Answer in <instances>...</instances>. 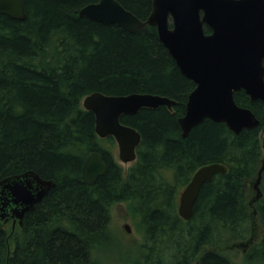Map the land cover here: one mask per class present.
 <instances>
[{
  "label": "trees",
  "instance_id": "obj_1",
  "mask_svg": "<svg viewBox=\"0 0 264 264\" xmlns=\"http://www.w3.org/2000/svg\"><path fill=\"white\" fill-rule=\"evenodd\" d=\"M22 1L23 20L0 13V179L32 170L55 184L21 225H2L0 264H103L96 253L114 236L116 202L138 216L143 252L132 264H236L223 252L235 240L247 247L246 261L264 264V168L253 200L264 159V101L234 92L235 102L259 119L253 129L234 134L206 118L182 137L177 118L194 82L155 26L130 32L79 15L97 0ZM117 1L141 19L150 12L151 0ZM93 91L174 100L171 108L120 116L141 136L126 168L114 159V139L97 136L93 112L81 105ZM91 151L102 155L106 170L89 185L81 170ZM211 162L227 171L201 185L193 215L184 220L177 194L195 169Z\"/></svg>",
  "mask_w": 264,
  "mask_h": 264
},
{
  "label": "water",
  "instance_id": "obj_2",
  "mask_svg": "<svg viewBox=\"0 0 264 264\" xmlns=\"http://www.w3.org/2000/svg\"><path fill=\"white\" fill-rule=\"evenodd\" d=\"M0 13L23 20L24 3L0 0ZM79 15L113 23L130 32L155 26L159 40L180 72L194 82L184 113L177 118L182 137L206 118L223 122L234 134L258 124L259 119L250 108L235 102L234 92L243 90L250 101H264V0H151L145 19L117 0H97L83 5ZM204 25L209 32H205ZM173 104L174 100L167 96L140 92L113 95L93 91L81 101L82 107L94 114L97 136H112L115 140L122 163L135 160L141 136L134 127L121 123L120 116L143 107L171 108ZM263 168L264 159L253 182V200L260 196L258 185ZM105 170L102 155L91 151L81 176L92 185ZM226 171L220 162L195 169L179 194V217L189 220L201 185ZM54 184L52 179H43L32 170L0 179V230L10 219L21 225L24 214L32 211ZM124 228L129 230L127 225Z\"/></svg>",
  "mask_w": 264,
  "mask_h": 264
},
{
  "label": "rangeland",
  "instance_id": "obj_3",
  "mask_svg": "<svg viewBox=\"0 0 264 264\" xmlns=\"http://www.w3.org/2000/svg\"><path fill=\"white\" fill-rule=\"evenodd\" d=\"M103 146H108L107 143L101 142ZM113 156L116 161L120 162L124 168L130 163H122L118 158L117 146L113 147ZM181 191V189H180ZM180 191L177 195H179ZM178 203L176 205L177 210ZM124 225L128 226L129 230L124 228ZM111 230L113 237H111L104 245L102 250L97 251L96 255L103 262V264H132L131 260L136 257H140L143 252L140 248V243L143 241L141 232L138 231V216L133 215L129 211V207L126 202H116L111 208ZM260 230H258L259 232ZM262 233L259 232L256 235V240H259V236ZM224 253L229 255L236 264H262L254 261H246L242 243L235 241L225 242L223 244Z\"/></svg>",
  "mask_w": 264,
  "mask_h": 264
},
{
  "label": "flooded vegetation",
  "instance_id": "obj_4",
  "mask_svg": "<svg viewBox=\"0 0 264 264\" xmlns=\"http://www.w3.org/2000/svg\"><path fill=\"white\" fill-rule=\"evenodd\" d=\"M11 221V224L14 225L16 222L13 223L12 219L10 220Z\"/></svg>",
  "mask_w": 264,
  "mask_h": 264
}]
</instances>
